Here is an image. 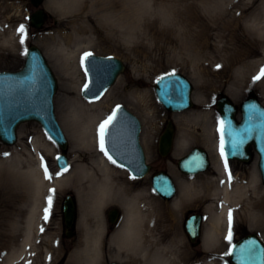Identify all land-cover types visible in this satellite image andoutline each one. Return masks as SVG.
Returning a JSON list of instances; mask_svg holds the SVG:
<instances>
[{"label":"rangeland","instance_id":"1","mask_svg":"<svg viewBox=\"0 0 264 264\" xmlns=\"http://www.w3.org/2000/svg\"><path fill=\"white\" fill-rule=\"evenodd\" d=\"M41 7L46 12L45 23L41 29H35L28 17L37 8L30 0H0V33L12 34L19 43L18 49L0 47V71L19 70L25 63L28 47L32 44L39 46L57 78L54 110L62 126L59 97L65 93V86L79 85L82 88L87 81L81 66L83 54L116 56L125 63V70L106 91L116 94L109 104L108 116L122 104L141 120L140 140L151 171L145 177L137 178L117 162L114 165L120 178L130 181L133 190H150L160 204L170 205V208H159L161 218L158 220L165 222L155 233L160 243L173 248L174 244L184 242L190 253L185 258L188 264H232L230 251L237 240L248 233H256L264 240V230L258 226L264 219V196L257 197L251 190H248L246 199L231 207V240L228 239L229 233L225 234L224 244L217 250H208L202 240L199 245H193L185 230L186 218L192 213L204 215L203 226L209 222L206 210L209 202L206 199L190 196L181 207L172 208L174 198L179 196L178 175L206 185L208 191L219 182L214 156L209 151L212 166L207 171L187 175L178 167V160L198 146L207 149L209 144L214 148L215 159L218 158L216 146L220 144L221 115L216 100L226 95L240 106L254 91L264 104V0H45ZM20 25L25 29L23 36L17 31ZM171 72L182 73L192 81L193 108L171 113L158 100L156 80ZM73 96L83 97L81 90L73 91ZM198 98L202 103L195 101ZM148 112L155 119L156 129L152 125L151 136L147 137ZM198 112L209 116L196 119ZM168 119H172L176 127L175 141L180 131L191 141L179 156H174V147L167 157L161 156L158 150L159 137ZM18 134L19 140L14 145L0 141V209L5 204H12L8 216L2 218L5 225L0 226V262L21 251L24 231L10 234L7 224L15 222L21 228L25 222L19 197L23 184H20L26 168L39 163V157L32 148L33 141L40 139L42 134L47 135V132L39 122L26 121L19 125ZM68 141L66 154L71 162L73 143L69 138ZM56 145L58 151L48 162L50 172L62 169L57 164V157L63 150ZM222 158L227 162L232 183L252 185L258 178L264 187L258 169V154L250 163ZM159 170L167 171L177 184V195L171 200L162 198L152 186L153 175ZM209 184L213 185L212 188L207 186ZM67 195H72L77 204L75 235L71 238L66 236L63 215V202ZM146 204L144 200L141 205L146 207ZM114 207L122 213L116 225L111 224L108 217L109 210ZM45 209H48L47 219L44 218ZM79 215L80 202L76 191L69 188L57 193L54 204L44 208L40 218L34 252L29 256L23 253L13 264H66L80 239ZM88 218L93 225L102 223L107 228L102 264L143 262L128 260L127 251L115 248L109 241L111 234L125 223L124 198L118 196L110 200L103 206L101 216L91 211ZM12 236L14 238L10 242ZM47 254L50 255L48 262ZM154 259L152 257L149 263Z\"/></svg>","mask_w":264,"mask_h":264},{"label":"bare ground","instance_id":"2","mask_svg":"<svg viewBox=\"0 0 264 264\" xmlns=\"http://www.w3.org/2000/svg\"><path fill=\"white\" fill-rule=\"evenodd\" d=\"M18 46L19 43L12 34L0 33V47L18 49ZM64 89L65 93L59 97V110L64 131L73 143L70 153L74 159H71L69 167L66 168L67 171L61 169V171L50 172L48 162L50 157L58 151L56 142L50 138L48 133L47 135L42 134L40 139L33 141L32 148L39 157V163L37 166L32 164L29 169L26 168L25 176L22 178L23 182L20 184H23L22 190L19 194L22 205L21 213L25 222L21 228H18L15 222L7 224L9 225L7 232L10 234H14L17 230L24 231L21 235V251L9 255L0 264H13L16 258L23 253L29 256L34 252L36 235L41 226L40 218L44 208L49 207L48 197L52 198V206L56 201V194L69 188L74 189L79 198L81 233L77 247L66 264H102L107 228L102 223L93 225L88 214L92 211L96 216H101L103 206L118 196L126 200V219L123 226L109 237V241L114 244L115 248L126 250L129 254L126 256L127 259L132 262L143 261L139 262L140 264H188L185 258L190 253L184 242L174 244L173 248H169L161 244L155 236L158 226L165 224L162 220H158L161 218L159 208L161 209L163 204L158 202L150 190H133L130 181H123L116 166L100 151L98 127L107 119L109 104L116 94L106 93L99 100L89 101L80 96H73V91L81 90L79 85H66ZM195 101L202 103L199 98ZM203 116H209V114L203 115L198 112L195 118L200 119ZM147 118L145 135L148 137L151 136L152 125L154 129L156 126H154L155 119L150 112H148ZM190 142V138L180 131L175 141L174 156L182 154ZM206 146L214 156V165L219 174L217 186L212 188L213 185H207L212 188L208 191L205 189L206 185H199L198 181L176 175L179 196L174 198L172 208L181 207L184 200L190 196L198 195L206 199L209 202L206 210L209 212L210 218L206 226L203 227L202 242L208 250H217L220 245L224 244V236L229 233L231 227L229 224L231 207L246 199L248 190H251L257 197L264 196V187L260 185L258 178L252 182V185L232 183L228 170L225 168V161L221 156L220 144L218 143L216 146L219 150L217 159H215L214 148L209 144ZM42 163L47 166L50 178H46ZM170 170L175 173L173 168ZM144 200L147 202L146 207L141 205ZM250 204L252 205V203ZM169 206L166 204L163 208H170ZM10 207L12 204L9 203L0 209L1 220L4 216H8ZM1 220L0 226H4V220ZM263 221L258 226L264 230ZM13 238L12 236L9 241L12 242ZM49 256L48 254L46 256L47 262L50 260ZM152 257L155 259L149 263ZM117 262L131 264L124 261ZM205 264L214 263L206 262Z\"/></svg>","mask_w":264,"mask_h":264},{"label":"water","instance_id":"3","mask_svg":"<svg viewBox=\"0 0 264 264\" xmlns=\"http://www.w3.org/2000/svg\"><path fill=\"white\" fill-rule=\"evenodd\" d=\"M30 1L37 8L28 17L31 26L41 29L46 19V12L41 7L45 0ZM92 54L89 58L92 61L91 69L85 72L87 81L81 89V94L89 100H97L115 84L126 65L116 56ZM83 67L84 70L89 67L88 61H85ZM174 73L175 75L171 76L168 75L170 73L162 75L164 80L160 81L159 77L155 83L158 100L171 113L188 110L195 105L192 81L182 73ZM165 85L169 86L166 91ZM57 87V78L44 52L34 44L27 49L23 67L15 71H0V141L6 145L16 144L19 140V125L26 121H37L63 150L58 155L60 159H57V164L65 169L70 163L66 154L69 141L54 110ZM117 106V119L105 137V148L112 159L134 177L143 178L150 173L151 165L147 164L146 153L140 140L142 122L126 106ZM216 107L221 121L224 122L223 132L219 131L224 140V158L248 163L252 159L250 146L253 144L259 157L258 169L264 184V104L252 91L250 97L242 102L240 109L226 95L216 100ZM175 136L174 121L168 119L158 141L161 156L167 157L171 154ZM234 141H243L235 152L232 147ZM211 166L208 150L199 146L192 148L178 160L179 169L187 175L203 173ZM152 186L167 200L174 198L178 191L174 178L165 170H159L153 175ZM63 215L66 236L71 238L75 235L77 219V204L72 195H67L64 199ZM121 216V210L116 207L108 212L109 221L113 225L119 223ZM203 225L202 213H193L186 218L185 230L195 246L201 243ZM230 259L232 264H264V240L256 233H248L233 244ZM109 264L127 263L114 261Z\"/></svg>","mask_w":264,"mask_h":264},{"label":"snow or ice","instance_id":"4","mask_svg":"<svg viewBox=\"0 0 264 264\" xmlns=\"http://www.w3.org/2000/svg\"><path fill=\"white\" fill-rule=\"evenodd\" d=\"M18 33L23 36L24 32H25V29H24V26L23 25H20V27L17 29ZM23 39H21V43H23ZM92 53L91 52H86L83 54L82 58H81V66L83 67L84 64H85V61H88V64H89V67L85 69V72L87 73V71H89L91 69V64H92V61L89 59L90 57H92ZM219 67V65L217 66ZM168 75H175V73H170ZM262 75H264V70H262ZM260 77H256V79H259ZM164 80V77H161L160 78V81H163ZM158 81V82H160ZM87 84L85 85V89H87ZM169 86L168 85H165V91L167 90ZM119 111V106H117V109L115 111H113V113L111 115H109L107 117V119H105L98 127V137H99V148H100V151L103 152L107 157L108 159L113 163L115 164L116 161L112 159V156L108 155V150L105 148V137L106 135L108 134L109 132V128L110 126H112L114 124V121H116L117 119V112ZM223 124L224 122L223 121H220V131L223 132ZM51 138V137H50ZM243 141H234L233 142V151L235 152L236 150H238L240 144H242ZM220 152H221V156L224 157L225 156V152H224V140H223V136H221V141H220ZM6 155V154H5ZM57 159H60L59 157H57ZM42 166L44 167L45 169V176L46 178H50L48 176V169H47V166L43 165L42 163ZM225 168L227 169V162L225 161ZM64 171H67V169L65 168ZM51 196L48 197V203H49V207L51 206ZM47 212H48V209H45V219H47ZM231 210L229 212V224L231 225ZM228 239L231 240V231H229V235H228Z\"/></svg>","mask_w":264,"mask_h":264},{"label":"flooded vegetation","instance_id":"5","mask_svg":"<svg viewBox=\"0 0 264 264\" xmlns=\"http://www.w3.org/2000/svg\"><path fill=\"white\" fill-rule=\"evenodd\" d=\"M250 150L252 151V159H253V157H255L256 156V151H255V149H254V145L252 144L251 146H250ZM252 159H251V161H252ZM232 161H236V162H239V163H245V162H243V161H240V160H232ZM250 161V162H251ZM249 162V163H250Z\"/></svg>","mask_w":264,"mask_h":264}]
</instances>
